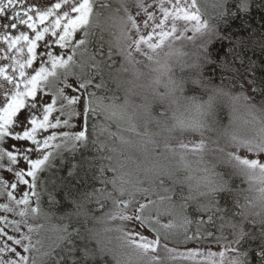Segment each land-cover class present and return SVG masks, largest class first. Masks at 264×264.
<instances>
[{"label":"snow or ice","instance_id":"snow-or-ice-1","mask_svg":"<svg viewBox=\"0 0 264 264\" xmlns=\"http://www.w3.org/2000/svg\"><path fill=\"white\" fill-rule=\"evenodd\" d=\"M213 7L0 0V264H264V0Z\"/></svg>","mask_w":264,"mask_h":264},{"label":"rangeland","instance_id":"rangeland-1","mask_svg":"<svg viewBox=\"0 0 264 264\" xmlns=\"http://www.w3.org/2000/svg\"><path fill=\"white\" fill-rule=\"evenodd\" d=\"M199 4L202 6V12L205 14L206 18L215 15L216 9H214V7H213L214 0H199ZM101 23L103 24V21ZM112 31L115 32V31H117V29L112 28ZM29 35L34 36V33L30 32ZM106 35H107V33H106ZM189 35H191V33H189ZM40 43H42V42H40ZM185 51L188 52L187 48H185ZM142 71L147 72V69H142ZM132 79H133V77L131 75V77L126 79V80H132ZM147 83H148L147 78H141L140 80L136 81V85H138V86H133L131 84H127L126 87L132 89V91L130 93V98L131 97L133 98V99H131V101L133 103H136V104L142 103L143 97L145 95L149 94V92L144 87L139 86V85H146ZM180 111H183V109H180ZM9 143H12V141L6 139L4 141V144H0V148H4V145H7ZM4 150L6 151L7 149L5 148ZM6 167H7V165H5V169H6ZM4 175H6V171L0 172V179H2ZM255 193L258 194L257 192H255ZM2 201H3V198L0 197V202H2ZM165 220H167V218H165ZM34 223L36 226L43 225V229L40 231V236L42 238H45L46 242L48 241V238H51V239L55 238V233H54L53 229L55 228V226L60 224V222L53 216H51V218L49 220H45L43 217H41L40 219L36 220ZM110 226L115 227V224H112ZM117 235H118V233H114V234L107 233V237L105 236V241H106V243H108V246L111 247V249H113L115 251V253L118 257L123 258V257H125V253L127 250L119 248V241L116 239ZM183 250L184 249H181V251H183ZM212 250L216 251V247L214 245L212 246ZM161 255L163 256L164 254L161 253Z\"/></svg>","mask_w":264,"mask_h":264},{"label":"trees","instance_id":"trees-1","mask_svg":"<svg viewBox=\"0 0 264 264\" xmlns=\"http://www.w3.org/2000/svg\"><path fill=\"white\" fill-rule=\"evenodd\" d=\"M235 11V9H233ZM256 20L257 22L259 23V15L256 16ZM187 50L189 53L193 52L195 49H194V46L192 44H188L186 46ZM131 73H127L124 75V79H128L131 77ZM149 82V81H148ZM127 86V84L125 85V87ZM161 91H163L164 89L161 87L160 89ZM121 96L124 95L123 92L120 93ZM149 95V99L151 100V95L150 93L148 94ZM130 99H133L132 97ZM220 103V106L222 108V116H223V124L225 126L228 125L229 123V120L231 118V108L229 107L227 101H223V102H218ZM166 106V105H165ZM174 107V106H173ZM152 109H153V114H157L159 111H162L163 110V107L161 106L160 102L158 100H155V101H152ZM171 111H169V116H171ZM236 116L238 117L236 123L237 125H242L244 120L247 119L248 117L246 116V113L244 111L243 108H240L237 112H236ZM236 183L242 188L245 190V194L246 195H252V196H256L258 194H256L254 191L253 192H248V188H249V184L245 181L244 183H241L240 182V179L237 178L236 180ZM161 194H164V193H161ZM45 210L48 211L47 207H45ZM54 212V215H52L53 217H55L60 223L61 221L59 220L58 217H60L61 215H63V210L61 209H54L52 210ZM98 228H100L101 230V238L102 240L104 241V243L108 246V243H106L105 241V236L107 237V233H104L103 232V228H104V225H97ZM108 233H111V234H114L115 232H108ZM109 247V246H108ZM111 248V247H109ZM108 260L111 262V264H116V261L112 259L111 256L108 257ZM189 264H191V262H189Z\"/></svg>","mask_w":264,"mask_h":264},{"label":"flooded vegetation","instance_id":"flooded-vegetation-1","mask_svg":"<svg viewBox=\"0 0 264 264\" xmlns=\"http://www.w3.org/2000/svg\"><path fill=\"white\" fill-rule=\"evenodd\" d=\"M54 2H55V0H54ZM36 3H37V5H39L40 0H36ZM0 22H3V21H0ZM19 30H27L29 33L31 32V30L26 29V26H19ZM0 34H2V32H0ZM13 34L18 35L19 34V31L13 30ZM6 48H7V45H5L3 43V41H0V50L6 49ZM0 54H2V51H0ZM3 63L4 62L0 61V66H3ZM2 99H3V97L0 96V101H2ZM0 106H2V104H0Z\"/></svg>","mask_w":264,"mask_h":264}]
</instances>
